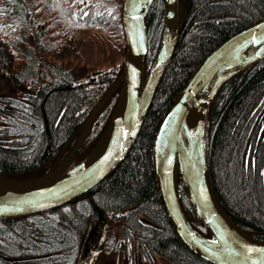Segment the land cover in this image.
<instances>
[{
    "label": "trees",
    "instance_id": "obj_1",
    "mask_svg": "<svg viewBox=\"0 0 264 264\" xmlns=\"http://www.w3.org/2000/svg\"><path fill=\"white\" fill-rule=\"evenodd\" d=\"M176 1L181 13L172 54L124 156L94 185L66 202L0 220V264H78L88 226L117 219L121 221L117 243L126 254L135 251L145 262L160 256L170 264H212L190 252L166 218L151 166L152 139L198 61L223 39L263 18L264 0ZM110 3L0 0V175L34 179L54 170L70 150L89 108L119 74L125 49L120 3ZM162 18V0H148L144 75ZM66 35L103 39L107 47L116 46V59L74 80L75 64L63 58ZM21 85L25 89H18ZM122 89L119 82L94 113L69 167L101 135ZM203 139L218 202L242 230L264 242V58L241 69L214 92L204 113ZM176 193L186 223L213 240L179 180Z\"/></svg>",
    "mask_w": 264,
    "mask_h": 264
},
{
    "label": "water",
    "instance_id": "obj_2",
    "mask_svg": "<svg viewBox=\"0 0 264 264\" xmlns=\"http://www.w3.org/2000/svg\"><path fill=\"white\" fill-rule=\"evenodd\" d=\"M147 2L120 1L119 21L125 47L121 70L85 114L63 161L34 179L0 175V220L18 219L66 202L94 185L124 156L176 42L177 1L162 0L161 31L144 75ZM262 58L264 17L223 39L198 61L168 106L152 139L151 166L166 218L179 241L212 264H264V242L242 230L215 196L203 139L204 113L214 92L241 69ZM119 82L123 83V89L106 127L84 157L69 167L92 116ZM178 180L189 205L213 240L196 233L186 223L177 200ZM101 239L100 235L91 256L97 253Z\"/></svg>",
    "mask_w": 264,
    "mask_h": 264
},
{
    "label": "rangeland",
    "instance_id": "obj_3",
    "mask_svg": "<svg viewBox=\"0 0 264 264\" xmlns=\"http://www.w3.org/2000/svg\"><path fill=\"white\" fill-rule=\"evenodd\" d=\"M120 1L111 0V3L108 5L115 6ZM180 13L177 10V17L178 15L180 16ZM26 40L29 41V37ZM64 40L66 41V45L63 49V58L70 59L75 64L71 76L74 80H80L92 69L104 67L116 59V46L107 47V43L103 39L93 40L92 38L87 39L83 36L68 38L66 35ZM56 56L59 58L58 53H56ZM18 89H25V86L21 85ZM120 226V219L101 220L91 223L82 240L78 264H85L89 253L95 248L96 241L100 235L102 239L91 264H126L127 260L132 261V264H170L160 256H152L151 260L145 262L138 257L137 252L134 251L133 253L126 254L123 250L119 249L117 239L119 237Z\"/></svg>",
    "mask_w": 264,
    "mask_h": 264
},
{
    "label": "flooded vegetation",
    "instance_id": "obj_4",
    "mask_svg": "<svg viewBox=\"0 0 264 264\" xmlns=\"http://www.w3.org/2000/svg\"><path fill=\"white\" fill-rule=\"evenodd\" d=\"M99 221V220H98ZM101 221V220H100ZM92 251V250H91ZM97 254V253H96ZM95 254V255H96ZM95 255H93V256H91V252L89 253V256H88V258H87V260L85 261V264H91V262H92V260H93V258H94V256Z\"/></svg>",
    "mask_w": 264,
    "mask_h": 264
}]
</instances>
